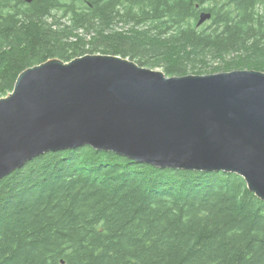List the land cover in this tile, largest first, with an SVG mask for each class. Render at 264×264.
Instances as JSON below:
<instances>
[{"label": "trees", "instance_id": "16d2710c", "mask_svg": "<svg viewBox=\"0 0 264 264\" xmlns=\"http://www.w3.org/2000/svg\"><path fill=\"white\" fill-rule=\"evenodd\" d=\"M85 54L168 77L264 72V0H0V98L27 68ZM61 261L264 264V202L235 174L48 153L0 180V264Z\"/></svg>", "mask_w": 264, "mask_h": 264}, {"label": "water", "instance_id": "95a60500", "mask_svg": "<svg viewBox=\"0 0 264 264\" xmlns=\"http://www.w3.org/2000/svg\"><path fill=\"white\" fill-rule=\"evenodd\" d=\"M82 147L158 169L235 174L264 202V72L168 77L106 54L22 71L0 98V180Z\"/></svg>", "mask_w": 264, "mask_h": 264}, {"label": "rangeland", "instance_id": "374dc122", "mask_svg": "<svg viewBox=\"0 0 264 264\" xmlns=\"http://www.w3.org/2000/svg\"><path fill=\"white\" fill-rule=\"evenodd\" d=\"M206 24V23H205ZM204 24V25H205ZM123 26H121V25H115L113 28L114 29H116V30H119V29H121ZM79 33H80V31H79ZM219 62H217V61H212V60H209V67H211V66H215V65H217ZM150 69H152V68H150ZM154 70H158V71H162V69L160 68V67H155V69ZM188 75H207V74H210L209 73V70H205V71H203V72H201V73H198V72H191V71H189L188 73H187ZM32 162V161H31Z\"/></svg>", "mask_w": 264, "mask_h": 264}, {"label": "bare ground", "instance_id": "6f19581e", "mask_svg": "<svg viewBox=\"0 0 264 264\" xmlns=\"http://www.w3.org/2000/svg\"><path fill=\"white\" fill-rule=\"evenodd\" d=\"M203 13H206V12H203ZM200 14H201V13H200ZM208 14H209V13H208ZM199 16H200V15H199ZM210 18H211V15H210ZM210 18H209L208 20H206L205 22H203L202 24H200V25L196 24L197 27H199V26H201V25L207 23V22L210 20ZM198 20H199V17H198ZM197 22H198V21H197Z\"/></svg>", "mask_w": 264, "mask_h": 264}, {"label": "flooded vegetation", "instance_id": "af4514ba", "mask_svg": "<svg viewBox=\"0 0 264 264\" xmlns=\"http://www.w3.org/2000/svg\"><path fill=\"white\" fill-rule=\"evenodd\" d=\"M199 6V5H198ZM197 5H196V7H198Z\"/></svg>", "mask_w": 264, "mask_h": 264}, {"label": "crops", "instance_id": "0c3cea01", "mask_svg": "<svg viewBox=\"0 0 264 264\" xmlns=\"http://www.w3.org/2000/svg\"><path fill=\"white\" fill-rule=\"evenodd\" d=\"M217 73H219V72H217Z\"/></svg>", "mask_w": 264, "mask_h": 264}]
</instances>
